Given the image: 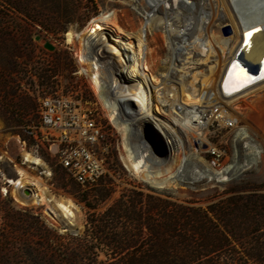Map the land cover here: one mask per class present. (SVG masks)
Here are the masks:
<instances>
[{
  "label": "rangeland",
  "instance_id": "obj_1",
  "mask_svg": "<svg viewBox=\"0 0 264 264\" xmlns=\"http://www.w3.org/2000/svg\"><path fill=\"white\" fill-rule=\"evenodd\" d=\"M47 3L48 6L59 7L49 16L67 14L73 22L67 25L64 33L54 30L49 33L36 27L30 44L26 49L23 47L24 57L18 61L20 72L12 77L18 96L2 99L3 93L0 94V177L11 181L7 182L11 186H3L1 179L0 183L2 198L9 199L16 208L31 210L56 231L61 239L53 245L59 248L78 245L74 238L84 234L90 212L81 201L83 195L91 203L100 204L97 212L104 211L132 187L206 206L235 184L264 182V79L258 80L264 76V68L259 78L244 79L237 67L243 63L244 57L250 55L249 49L235 56L237 62L232 60L233 50L238 46L236 35L240 34L235 16L238 10L243 12L236 1L47 0ZM87 7L91 10L89 15ZM251 13L248 11L246 15ZM101 17L110 20L109 23L100 35L91 34L88 27ZM212 19L214 25L209 24ZM69 32L83 36L91 46L93 61L99 67H109L112 71L109 77L102 79V83L109 87L113 98L122 96L124 92L125 97L115 99L120 118L132 123L135 132L133 143L146 149L153 148L155 154L147 151L161 169L160 180L165 181L162 186L151 185L125 166L122 132L113 124L99 100L85 71L87 65L80 62L77 54L79 43H68ZM140 36H143L144 56L159 81L156 85L150 82L148 76V79L143 78L145 93L149 98L153 96L158 100L161 111L156 110L155 113H146V109H143L145 112L140 111L135 92L131 91L129 97L127 95V90L134 86L130 67L133 64L132 47L138 43ZM109 46L120 51L129 67L120 62V57L114 53L116 51L112 53ZM254 47L259 49L257 45ZM229 69L231 74L228 75ZM59 91L97 102L103 113L102 122L109 130L104 155L110 170L104 181L110 183L111 194L102 202L95 188L85 189L67 179L55 158L54 146L50 150L48 144L30 139L25 132L27 126H35L34 129L40 133L41 100L44 94ZM170 94L173 97L169 100ZM160 95H165V98L158 99ZM19 97L32 103L30 113L25 115L12 107V103L19 102ZM215 103L229 107L231 114L238 119L236 127L220 129L214 138L227 150L224 170L209 165L208 146L194 134L197 128L202 127L204 138L207 124H203L210 122L208 115ZM28 148L36 150L53 169L51 179L40 177L39 171L26 161L24 154ZM19 168L27 169L42 179L53 195L69 197L75 202L80 210L76 232L60 220H51L46 214L47 207L33 205L30 199L25 198L23 192L28 189H21L19 196L13 193L14 183L20 177ZM63 182L66 188L61 187ZM3 188L7 189V195L3 193Z\"/></svg>",
  "mask_w": 264,
  "mask_h": 264
},
{
  "label": "trees",
  "instance_id": "obj_2",
  "mask_svg": "<svg viewBox=\"0 0 264 264\" xmlns=\"http://www.w3.org/2000/svg\"><path fill=\"white\" fill-rule=\"evenodd\" d=\"M47 4L0 0L2 99L18 96L12 77L20 72L32 31L64 33L73 22L67 14L49 16L59 7ZM12 107L26 115L33 105L19 97ZM93 188L101 202L111 194L104 179ZM81 201L90 211L84 234L74 238L76 247L59 248L53 245L61 239L56 231L2 198L0 183V264H264V182L235 184L206 206L136 187L102 212L86 195Z\"/></svg>",
  "mask_w": 264,
  "mask_h": 264
},
{
  "label": "bare ground",
  "instance_id": "obj_3",
  "mask_svg": "<svg viewBox=\"0 0 264 264\" xmlns=\"http://www.w3.org/2000/svg\"><path fill=\"white\" fill-rule=\"evenodd\" d=\"M234 1H236L237 7L240 6L241 10L243 9V12L238 10L237 15L235 16L239 27L238 32L240 31V34L237 33L236 35L237 37L236 41H238V46L233 50L232 60L233 61L235 60L237 62L235 56H239L241 53H245L249 49L248 51L250 54L249 56L255 55L256 58L259 60L260 64L262 65V69H263L264 68V0L262 2H260L259 0H234ZM171 7L173 8V5H171ZM248 11L252 13L250 15H246ZM221 19L222 18H220V22L222 21ZM109 21L102 17L95 20L88 27L89 32H91V34L93 35L95 34L100 35V32L105 29V25L109 23ZM209 24L214 25L215 21H213L212 19ZM235 32L237 31L235 30ZM249 33H251L250 36ZM142 37L143 36H140L138 39V43L133 45L132 47L133 64L130 65V67L132 68L131 77L134 80V84H133L134 86L131 89L127 90L128 91L127 95L129 97V93L131 94V91L135 92L136 93L135 101L138 102V105L141 107L140 111L145 112V110L143 109H146V113H148L149 111L155 113L156 110L161 111L157 103L158 100L153 99V96L149 98V96L145 93L143 89L144 86L143 80L148 79L146 78L148 76L150 82L156 85L159 84V81L156 78V76L152 73L151 68L148 65L147 59L144 56V47H143L144 41L142 40ZM67 39H68V43L70 44L74 43L75 41L79 43L77 54L78 57L80 58V62L87 65L85 71L87 72V75L91 78L92 84L97 92V96L99 100L106 109L108 113V117L111 119L113 124L118 126L122 132L123 144L126 152V157L123 158V162L125 166L128 168V170L132 171L135 175L141 177L143 180L147 181L151 185L162 186L165 183V181L160 180L162 172L161 169L156 166L157 162L152 160V158L150 157V153H148L145 147H141L140 145H137L132 142V139L135 135L134 129L131 126L132 123H128V122L126 123L120 118L119 107L115 99L119 100L121 97H125L124 92L122 96L120 97L115 96V98H113L111 96L109 87L105 86L102 83V79H105L107 76L109 77L112 71L110 70L109 67H105V66L99 67L96 64V62L93 61L94 57L92 55L91 46L83 36H81L80 34L75 35L69 32L67 35ZM254 45L259 46V49L255 48ZM109 47L110 49H112V53L113 50L116 51L114 53L120 57V62L122 64L124 63L127 67H129V64L126 61H124L123 58L121 57L120 51L117 50V48H114L113 46H109ZM230 53L232 54V52ZM227 74L228 75L231 74V69L227 71ZM260 79H264V76L260 77L258 80ZM160 94L163 93L160 92ZM163 96L165 98V95ZM163 96L160 95L158 99L162 98ZM125 99L127 98H123V100ZM206 124L207 122H205L203 125ZM194 134L197 139L204 140L202 127L197 128V131ZM24 156L26 158V161L30 163H36L37 165H44L43 161L38 157L32 156L30 154H24ZM19 175L20 177L18 181L14 183L13 193H15V195L17 194L18 196L20 195L21 188L31 190L32 196L30 198V201L33 203V205L43 204V202L44 204L46 203L47 204L46 214L51 220L54 221L60 220L68 228L76 231V228L79 225L78 217L80 210L79 207L75 204V202L71 198L65 196L53 195L51 193L50 187L42 179L32 175L27 169L19 168ZM17 200L19 199L17 198Z\"/></svg>",
  "mask_w": 264,
  "mask_h": 264
},
{
  "label": "built area",
  "instance_id": "obj_4",
  "mask_svg": "<svg viewBox=\"0 0 264 264\" xmlns=\"http://www.w3.org/2000/svg\"><path fill=\"white\" fill-rule=\"evenodd\" d=\"M44 95L40 105V133L34 129L35 126H27L25 132L32 140L48 144L50 150L52 146L55 147V158L68 178L85 189L96 186L110 173L104 155L109 130L102 122L103 113L98 103L61 91ZM172 97L170 94L168 99ZM208 117L210 122L206 125L204 136V143L208 145V163L224 170L227 150L221 142H215L214 138L218 136L220 129L236 127L238 119L222 103L213 104ZM25 153L40 158L33 148H28ZM41 160L44 165L32 163V167L39 171L40 177L51 179L53 169L43 158ZM7 182L9 180L5 177L1 179L2 185L9 188ZM3 193L7 195L6 188H3ZM40 206L47 207L44 203Z\"/></svg>",
  "mask_w": 264,
  "mask_h": 264
},
{
  "label": "water",
  "instance_id": "obj_5",
  "mask_svg": "<svg viewBox=\"0 0 264 264\" xmlns=\"http://www.w3.org/2000/svg\"><path fill=\"white\" fill-rule=\"evenodd\" d=\"M243 63H239L238 64V69L241 72L242 77H244V74L246 73L249 77H258L261 70H262V65L260 64V62L258 61V59L256 58V56L251 55V56H246L243 58L242 60ZM243 70V71H241ZM201 142V141H200ZM202 144H204L205 146H208L206 143L201 142ZM150 147V146H149ZM149 150V152L151 154H155V152L153 151V148H147ZM11 186V185H10ZM23 196H25V198H27L28 200L30 199V192L28 190H25L23 192ZM73 232H76L75 230H72Z\"/></svg>",
  "mask_w": 264,
  "mask_h": 264
},
{
  "label": "snow or ice",
  "instance_id": "obj_6",
  "mask_svg": "<svg viewBox=\"0 0 264 264\" xmlns=\"http://www.w3.org/2000/svg\"><path fill=\"white\" fill-rule=\"evenodd\" d=\"M251 35V33H249V36ZM241 71H243V70H241ZM244 79H252V77H249L246 73L244 74V77H243Z\"/></svg>",
  "mask_w": 264,
  "mask_h": 264
}]
</instances>
